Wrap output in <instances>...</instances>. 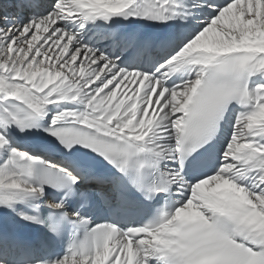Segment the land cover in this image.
Wrapping results in <instances>:
<instances>
[{
  "label": "snow or ice",
  "instance_id": "1",
  "mask_svg": "<svg viewBox=\"0 0 264 264\" xmlns=\"http://www.w3.org/2000/svg\"><path fill=\"white\" fill-rule=\"evenodd\" d=\"M0 264H264V0H0Z\"/></svg>",
  "mask_w": 264,
  "mask_h": 264
}]
</instances>
